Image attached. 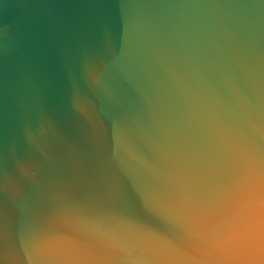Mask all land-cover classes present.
I'll return each instance as SVG.
<instances>
[{
	"label": "water",
	"instance_id": "95a60500",
	"mask_svg": "<svg viewBox=\"0 0 264 264\" xmlns=\"http://www.w3.org/2000/svg\"><path fill=\"white\" fill-rule=\"evenodd\" d=\"M0 264H264V0H0Z\"/></svg>",
	"mask_w": 264,
	"mask_h": 264
}]
</instances>
